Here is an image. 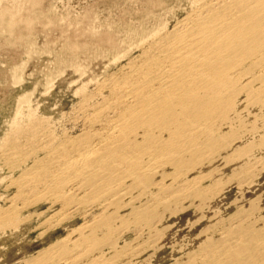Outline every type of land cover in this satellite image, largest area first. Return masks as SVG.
<instances>
[{
	"label": "bare ground",
	"instance_id": "obj_1",
	"mask_svg": "<svg viewBox=\"0 0 264 264\" xmlns=\"http://www.w3.org/2000/svg\"><path fill=\"white\" fill-rule=\"evenodd\" d=\"M156 33L142 39V54L120 76L100 85V102H93L97 95H82L80 135L59 137L50 120L30 117L3 144L9 168L21 171L11 202L40 193L52 208L61 205L64 217L46 221L51 233L75 216L85 220L42 250L39 261L50 256L51 264L113 263L121 256V236L131 230L148 241L129 255L157 245L167 212L207 198L201 178L192 174L219 155L225 165L233 162L229 134L221 130L232 126L236 99L244 94L264 103V0H205L173 32ZM258 164L243 166L234 180L250 181ZM209 173L205 176L216 180V170ZM21 209L14 204L0 209V220H20ZM252 215L239 211L236 223L187 264H264V222Z\"/></svg>",
	"mask_w": 264,
	"mask_h": 264
},
{
	"label": "rangeland",
	"instance_id": "obj_2",
	"mask_svg": "<svg viewBox=\"0 0 264 264\" xmlns=\"http://www.w3.org/2000/svg\"><path fill=\"white\" fill-rule=\"evenodd\" d=\"M204 1L0 0V209L12 204L22 208L20 220H13L15 223L0 220V264H51L50 256L39 261L37 255L85 221L82 216H75L51 233L46 221L64 217L66 211L61 205L52 208L40 193L29 194L17 205L11 202L18 192L13 181L20 177L21 171L14 173L5 160L9 151L8 147L3 148L6 140L30 117L50 120L51 130L59 137L66 132L69 136L80 135L85 129L83 94L97 95L93 102H100L103 98L98 95L100 85L114 75L120 76L123 68L142 54L143 48L139 46L142 39H150L157 31L173 32ZM108 94L104 92L105 96ZM252 102L241 94L235 101L237 115L234 112L231 115L234 128L227 125L221 130L223 135L229 134L224 137L231 142L228 154L232 152L233 162L225 165V158L219 155L199 168L202 171L192 174L202 180L199 188L207 193L205 205L202 200H194V204L188 200L174 208V213L167 212L158 226L160 244L147 251L142 249L138 256L129 255V250L143 246L147 236L138 238L133 230L124 232L118 249L121 256L110 264H187L194 256L199 258L208 243L220 239L239 211L255 213L254 219L264 222L261 221L264 220V103ZM242 150L249 155L241 156ZM236 157L239 160L234 161ZM256 161L259 164L255 177L239 185L234 178ZM215 170L216 180L211 181L206 176ZM217 183L222 192H218ZM210 189L214 191L208 193Z\"/></svg>",
	"mask_w": 264,
	"mask_h": 264
}]
</instances>
